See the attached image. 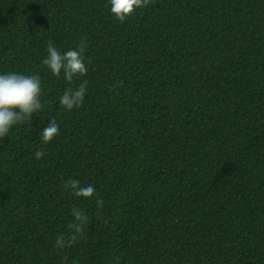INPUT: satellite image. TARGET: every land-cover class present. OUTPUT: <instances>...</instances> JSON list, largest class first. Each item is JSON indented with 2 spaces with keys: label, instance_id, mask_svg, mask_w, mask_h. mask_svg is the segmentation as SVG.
I'll return each mask as SVG.
<instances>
[{
  "label": "trees",
  "instance_id": "16d2710c",
  "mask_svg": "<svg viewBox=\"0 0 264 264\" xmlns=\"http://www.w3.org/2000/svg\"><path fill=\"white\" fill-rule=\"evenodd\" d=\"M49 39H85L87 71L53 75ZM0 71L38 73L43 104L0 138V264H264V0H147L124 21L108 0H0Z\"/></svg>",
  "mask_w": 264,
  "mask_h": 264
},
{
  "label": "clouds",
  "instance_id": "9594fccd",
  "mask_svg": "<svg viewBox=\"0 0 264 264\" xmlns=\"http://www.w3.org/2000/svg\"><path fill=\"white\" fill-rule=\"evenodd\" d=\"M147 0H108L110 13L120 21L134 15L145 6ZM87 41L81 39L75 48H68L61 52L55 43L49 39L46 45V55L42 64L55 76L63 75L67 81L84 74L87 71L84 52ZM87 81L81 82L77 87L66 88L59 96V104L66 110L78 108L85 100ZM42 81L38 73H24L19 71H0V138L8 137L15 126L22 120L30 119L42 109L41 100ZM59 135V125L55 119L50 120L40 133L44 143L53 141ZM44 150L37 148L34 152L36 159L44 156ZM70 192L76 197L88 198L94 195L95 188L92 184L82 185L78 180L68 182ZM74 222L72 228L76 233L82 228L86 215L78 208H73ZM66 242L62 238L56 240L58 247H63Z\"/></svg>",
  "mask_w": 264,
  "mask_h": 264
}]
</instances>
